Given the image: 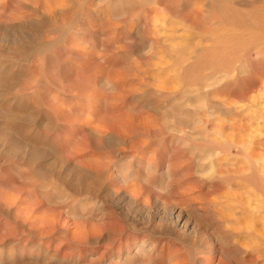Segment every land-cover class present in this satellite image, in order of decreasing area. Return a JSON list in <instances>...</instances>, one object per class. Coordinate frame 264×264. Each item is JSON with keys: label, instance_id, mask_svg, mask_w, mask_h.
<instances>
[{"label": "rangeland", "instance_id": "obj_1", "mask_svg": "<svg viewBox=\"0 0 264 264\" xmlns=\"http://www.w3.org/2000/svg\"><path fill=\"white\" fill-rule=\"evenodd\" d=\"M115 261L264 264V0H0V264Z\"/></svg>", "mask_w": 264, "mask_h": 264}, {"label": "bare ground", "instance_id": "obj_2", "mask_svg": "<svg viewBox=\"0 0 264 264\" xmlns=\"http://www.w3.org/2000/svg\"><path fill=\"white\" fill-rule=\"evenodd\" d=\"M190 14H191V12H190ZM185 15V14H184ZM187 15V14H186ZM190 16V15H189ZM187 17V16H186ZM193 18V17H192ZM198 24V23H197ZM5 92V91H4ZM94 100V99H93ZM99 101V100H98ZM115 126H116V123H115ZM100 146V145H99ZM84 182V181H83ZM164 203V202H163ZM178 207V206H177ZM72 232H73V230H72ZM75 236H77V235H75ZM210 243H212V242H210ZM213 245V244H212ZM138 249V248H137ZM206 249V248H205ZM143 250V249H142ZM212 250V249H211ZM117 259V258H116ZM117 261H115V263L114 264H117L116 263ZM173 263V262H172ZM172 263H170V264H172ZM177 264V263H176Z\"/></svg>", "mask_w": 264, "mask_h": 264}]
</instances>
